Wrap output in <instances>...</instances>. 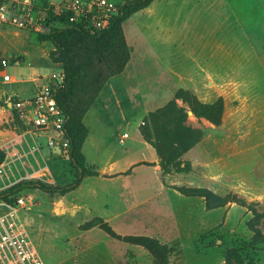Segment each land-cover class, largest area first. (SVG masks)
Listing matches in <instances>:
<instances>
[{
	"label": "rangeland",
	"instance_id": "rangeland-1",
	"mask_svg": "<svg viewBox=\"0 0 264 264\" xmlns=\"http://www.w3.org/2000/svg\"><path fill=\"white\" fill-rule=\"evenodd\" d=\"M35 4L37 17L48 22L52 11L47 0ZM123 28L146 94L137 100L140 114L131 119L130 128L113 126L117 135L125 133L116 142L119 148L133 142L135 163L123 177L94 184V196L106 195L102 214L121 235L149 236L173 248L170 264H225L229 249L241 257L234 264H264V245L251 247L252 210L236 203L211 210L204 198L178 190L235 194L263 214L259 228L264 232V0H156ZM53 50L35 32L0 23V64L10 62L4 69L0 65V151L5 153L0 193L25 181L65 187L76 180L68 151L47 147L10 109L11 102L36 91L31 83L36 76L62 67L51 61ZM5 72L14 83H4ZM180 89L191 91L203 104L222 97L224 118L216 127L177 100L188 112L187 124L203 129L205 138L183 156L188 171L166 174L155 163L160 162L157 151L141 128ZM14 198L15 217L46 264H154L145 249L116 241L100 229L78 237L77 225L87 221L85 205L93 201L80 192L63 198L27 189ZM95 213L88 214L93 219ZM128 216L135 220L127 221Z\"/></svg>",
	"mask_w": 264,
	"mask_h": 264
},
{
	"label": "trees",
	"instance_id": "trees-1",
	"mask_svg": "<svg viewBox=\"0 0 264 264\" xmlns=\"http://www.w3.org/2000/svg\"><path fill=\"white\" fill-rule=\"evenodd\" d=\"M155 1L127 0L120 15L113 20L110 27L97 35H90L81 26L69 24L66 19L50 15L49 32L38 37L40 41L53 45L54 50L50 59L53 63L61 65L66 74V86L58 94L57 101L67 115L65 128L66 136L70 140L67 151L77 177L74 183L65 187L48 186L40 181L21 182L1 192L0 202L14 205L16 203L14 197L27 189L41 190L50 195L57 194L63 197L77 190L85 178L100 175L94 167L88 165L83 153V145L89 136L84 119L108 81L122 74L132 59V51L124 33V23L135 14L150 8ZM57 20L67 26L55 27ZM0 65L3 68L2 63ZM177 100L188 104L196 118L206 119L216 127L222 125L224 118L225 102L222 97L212 104H203L191 91L184 89H180L169 104L151 112L141 131L144 139L157 151L159 165L166 174L173 170L180 173L188 171L190 165L183 161V156L205 138L203 129L187 124L188 112L178 106ZM14 115L17 117L15 113ZM4 160L5 153L0 151V165ZM178 190L185 196L204 198L211 210L225 207L229 203L249 208L255 214L253 220L249 222V228L253 232L251 247L259 250L258 247L264 245V232L259 228L263 214L255 210L253 204H248L235 194L217 196L209 189L183 187ZM93 228L101 229L113 239L145 249L153 256L154 264H170V256L174 249L156 238L143 235L123 236L100 217L88 220L80 227L82 231ZM234 260L241 261V257L235 249H229L225 264H234Z\"/></svg>",
	"mask_w": 264,
	"mask_h": 264
},
{
	"label": "built area",
	"instance_id": "built-area-1",
	"mask_svg": "<svg viewBox=\"0 0 264 264\" xmlns=\"http://www.w3.org/2000/svg\"><path fill=\"white\" fill-rule=\"evenodd\" d=\"M36 1L0 0V23L20 30L33 31L37 35L49 32L51 26L46 21L47 18H38L34 11ZM47 2L48 11H52L55 18L66 19L67 23L81 26L88 34L97 35L110 27L113 20L120 15L126 1L47 0ZM41 20L46 21V24L40 23ZM64 24L57 20L54 26L61 28ZM1 63L3 68L10 64L6 59ZM3 81L12 84L15 79L5 72ZM31 83L34 84L36 91L11 102L10 109L29 132L46 140L47 147L67 151L70 147L65 128L67 115L57 101L58 94L66 86L64 69L58 68L46 76L38 75ZM2 174L3 170L0 168V191ZM18 202L22 203L23 200L20 199ZM14 210L12 205H0V264H46L26 232L24 224L16 219Z\"/></svg>",
	"mask_w": 264,
	"mask_h": 264
},
{
	"label": "crops",
	"instance_id": "crops-1",
	"mask_svg": "<svg viewBox=\"0 0 264 264\" xmlns=\"http://www.w3.org/2000/svg\"><path fill=\"white\" fill-rule=\"evenodd\" d=\"M139 74L138 67L133 64L131 59L122 74L114 76L108 81L96 103L89 110L84 119V123L89 129V137L83 145V153L87 162L91 167H94L100 175L97 177L85 178L82 185L77 190L68 193L66 196H63V198L80 192L87 197L86 201L93 200L88 205H85V212L83 211L84 215L87 217L85 218L87 221L92 219L88 213H95L96 210L93 218L100 217L111 224V219L102 214L101 204H103L102 201L106 199V195L105 193L99 192L97 196H94V194L98 192L93 186L100 180H114L123 177L121 174H125L135 163V158L131 149L133 142H129V148H119L116 142L125 133H119L117 135V133L113 131V126L117 124L128 129L132 126L131 119L134 117L136 119L140 114L139 110L136 108L138 106L137 100L141 97L144 98L146 92L143 91L141 87V76H139ZM89 116L93 119L92 124L95 125L94 129L89 127ZM138 132L140 133L139 129ZM128 139L129 141H133L129 135ZM155 163H159V161L155 160ZM113 176L118 177L108 178ZM136 193V195L141 196V192ZM88 207H91L93 211L87 209ZM79 211H77V213ZM134 220V216L127 217V221L129 222H133ZM83 224L84 223H79L77 225V230L81 232L78 237H81L83 235L82 233H89L99 229L93 228L89 231H82L80 227Z\"/></svg>",
	"mask_w": 264,
	"mask_h": 264
},
{
	"label": "water",
	"instance_id": "water-1",
	"mask_svg": "<svg viewBox=\"0 0 264 264\" xmlns=\"http://www.w3.org/2000/svg\"><path fill=\"white\" fill-rule=\"evenodd\" d=\"M12 106L10 105V108H11ZM190 114H193L192 112H190Z\"/></svg>",
	"mask_w": 264,
	"mask_h": 264
}]
</instances>
